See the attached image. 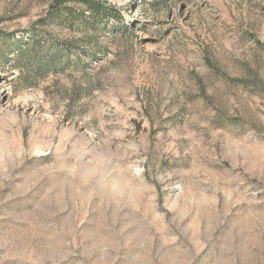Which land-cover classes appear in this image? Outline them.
<instances>
[{
    "label": "rangeland",
    "instance_id": "1",
    "mask_svg": "<svg viewBox=\"0 0 264 264\" xmlns=\"http://www.w3.org/2000/svg\"><path fill=\"white\" fill-rule=\"evenodd\" d=\"M58 1L0 0V264H264V0Z\"/></svg>",
    "mask_w": 264,
    "mask_h": 264
},
{
    "label": "trees",
    "instance_id": "2",
    "mask_svg": "<svg viewBox=\"0 0 264 264\" xmlns=\"http://www.w3.org/2000/svg\"><path fill=\"white\" fill-rule=\"evenodd\" d=\"M79 3L86 7V9L77 10L72 7H64L62 4L64 3ZM109 9H112L111 6H105L102 5L100 2H97L96 0H59L57 2V8L53 12L55 15L53 17L54 21H57L59 25H64L69 28H80L85 32V35H88L89 32H92L96 34L97 32L101 31L100 24L103 23L107 18L112 15L109 12ZM29 44V41L23 40L16 42V45H11L5 43L6 47H10L9 49L21 46H26ZM70 51L73 50L71 47H67ZM82 50L80 47L79 50ZM93 54L96 53L95 50L92 51ZM5 53L0 49V58L4 57ZM57 64V61L55 58L52 59L51 65Z\"/></svg>",
    "mask_w": 264,
    "mask_h": 264
}]
</instances>
